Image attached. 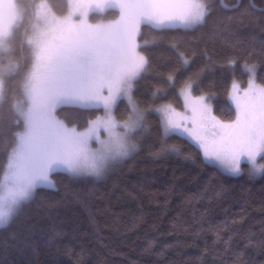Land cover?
I'll use <instances>...</instances> for the list:
<instances>
[{
	"label": "snow or ice",
	"instance_id": "snow-or-ice-1",
	"mask_svg": "<svg viewBox=\"0 0 264 264\" xmlns=\"http://www.w3.org/2000/svg\"><path fill=\"white\" fill-rule=\"evenodd\" d=\"M219 5L241 13L240 23L256 8L253 0L247 7L241 0L231 8L224 0ZM215 7L216 0H0V230L23 214L39 190H57L54 173L77 182L101 180L134 158L137 141L148 131L136 99L137 85L151 67L145 54L150 45L138 40L142 26L160 33L195 31L208 25ZM93 11H113L116 18L93 24ZM260 47L264 55V41ZM171 51L175 71L191 72L193 61L175 44ZM244 68L248 86L241 95L233 81L229 97L235 118L228 122L212 115L205 95L193 96L196 81L169 74L165 83L183 99L185 111L171 104L149 110L159 114L161 135L153 155H179L181 149L168 140L187 137L228 174H240L246 160L249 175H264V84L256 82L255 63ZM166 95L157 88L152 102ZM121 101L125 116L117 120ZM60 108H102L104 116L80 131L58 118ZM215 235L223 239L219 231ZM231 241L229 236L224 243L231 247Z\"/></svg>",
	"mask_w": 264,
	"mask_h": 264
},
{
	"label": "trees",
	"instance_id": "trees-1",
	"mask_svg": "<svg viewBox=\"0 0 264 264\" xmlns=\"http://www.w3.org/2000/svg\"><path fill=\"white\" fill-rule=\"evenodd\" d=\"M235 2L224 0L229 8ZM253 2L256 8L248 9L243 23L241 13L216 0L202 29L160 33L142 27L139 41L150 45L145 54L151 67L137 85L148 126L137 141L139 152L101 180L77 182L54 173L57 190H39L23 214L0 230V264H264V175H249L248 163L240 174H228L206 161L187 137L168 140L181 149L179 155L155 157L159 114L149 111L163 103L181 106V97L165 83L173 74L178 81H196L194 92L207 94L216 116L234 118L229 90L235 78L246 85L245 63L257 65V79L264 83V0ZM241 4L247 7L249 0ZM173 44L193 61L191 72L175 71ZM157 88L167 95L154 104ZM125 103H118L119 120ZM102 112L57 109L63 121L81 128ZM229 236L231 247L224 243Z\"/></svg>",
	"mask_w": 264,
	"mask_h": 264
},
{
	"label": "rangeland",
	"instance_id": "rangeland-1",
	"mask_svg": "<svg viewBox=\"0 0 264 264\" xmlns=\"http://www.w3.org/2000/svg\"><path fill=\"white\" fill-rule=\"evenodd\" d=\"M116 18V13L115 12H113V11H108V12H106V13H104L103 15H100V14H98V13H96L95 11H93V12H91L90 14H89V22L90 23H93V24H95V23H100V22H108V21H111V20H114ZM143 27V26H142ZM138 40H139V37H138ZM248 74V73H247ZM248 78H249V74L247 75V83H246V85L245 86H243L242 84H241V79H234L233 81H236L237 83H238V87H239V89L241 90V92H240V94L242 95V90L243 89H245V88H247V86H248ZM233 81H232V83H233ZM256 82H257V84H264V83H261L258 79H257V76H256ZM232 85V84H231ZM230 91H231V86H230V90H229V93H230ZM192 94H193V96H199V95H205L206 97H207V100H206V103L207 104H209L210 106H211V110H212V115H214V116H216V114L214 113V111H213V107H212V103H211V101L209 100V98H208V96H207V94H205V93H195L194 92V90H193V92H192ZM182 99V98H181ZM229 100L231 101V99H230V97H229ZM231 103L234 105V103L231 101ZM163 104H171V103H163ZM177 111H180V112H184L185 111V109H184V106H183V99H182V104H181V106H174L173 104H171ZM159 105H157L156 107H158ZM234 107H235V105H234ZM114 115H115V117H116V119L117 120H119L118 118H117V116H116V110L114 111ZM58 116V115H57ZM104 116V111L102 112V114H100L99 116H97V117H103ZM97 117H95V118H93V119H91V120H94V119H96ZM219 120H221V121H225V122H228V121H230V120H232V119H230V120H225V119H221V118H219L218 116H216ZM58 118L59 119H61L59 116H58ZM235 118V117H234ZM233 118V119H234ZM62 120V119H61ZM63 121V120H62ZM65 122V121H64ZM65 124H67L69 127H72V126H75L78 130H80V131H83L86 127H87V125L86 126H84V127H78V126H76V125H72V124H68V123H66L65 122ZM96 145H95V142H93V147H95ZM198 146V145H197ZM202 151V150H201ZM202 154H203V152H202ZM205 158V157H204ZM206 160V159H205ZM207 161V160H206ZM210 163H212V164H214V165H216V166H218L221 170H223L222 168H221V166L219 165V163L218 162H215V161H212V162H210ZM243 163H248L246 160H242L241 161V164H240V167H241V172L243 171V167H242V165H243ZM249 167H250V165H249ZM224 171V170H223ZM225 172V171H224ZM52 179H53V176H52Z\"/></svg>",
	"mask_w": 264,
	"mask_h": 264
}]
</instances>
